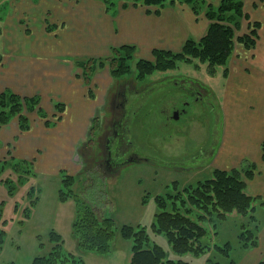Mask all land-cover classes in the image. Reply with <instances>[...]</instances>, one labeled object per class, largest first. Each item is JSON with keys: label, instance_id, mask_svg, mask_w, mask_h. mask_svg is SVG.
Segmentation results:
<instances>
[{"label": "rangeland", "instance_id": "374dc122", "mask_svg": "<svg viewBox=\"0 0 264 264\" xmlns=\"http://www.w3.org/2000/svg\"><path fill=\"white\" fill-rule=\"evenodd\" d=\"M177 1L187 4L184 0ZM6 9L5 0H0V32L3 31L5 23L3 17ZM201 13H204L203 9L198 14L202 15ZM237 29H240L239 26ZM237 29H235L236 36L248 31L247 29L240 33L236 32ZM1 51L0 48V53ZM223 68L224 66H217L215 73L210 74L207 72L206 64L198 59L189 62L178 61L174 69L153 71L143 79H137L139 82L134 80L131 73L117 80L109 76L108 72L100 73L99 78L103 80L97 105L100 107L98 117L100 131L91 140L79 144L77 150L73 152V157L83 156L81 157L83 169L79 174L72 173L75 181L71 189L78 194L81 200L96 207L102 215L113 218L117 229L122 224L142 226L147 235L145 242L147 244L144 246L159 245L166 255L164 260L182 261L186 264H231V259H235V264H238L245 258L249 262L247 264H255L264 254V247H256L259 242L258 233L264 228V205L258 202H255L253 211L238 213L232 210L223 220L213 221L214 218H207L200 221L206 233L198 241V245L203 246V249H199L197 253L175 252L165 233L158 232L156 227L152 228L155 214L161 210L154 196H163L173 192V182L177 183L176 189H181L185 185L210 177L212 170L221 165L225 169H231L230 162L244 149L246 137L243 134L250 124L252 92L250 88L245 90L236 87L234 90L232 83H229L227 92H225L226 82L222 75ZM160 82H166L167 86L169 84L175 86L173 92H170L171 99L164 104L167 113L157 112L156 99L151 98L149 103L143 98V101L152 107L149 112L151 114L144 116L142 113L143 118L140 122L138 121V125L133 127L132 122L131 126V138L137 143L140 142V138H144L147 146L157 155L146 154L143 150L142 153L139 148L135 149L132 144L123 141L122 162L115 169L109 170L102 163L107 158V137L112 130L111 123L121 118L124 110L118 104L123 96L117 93V87L123 83L122 86L126 85L136 91H142L145 86H155ZM182 84H189L194 90H201L204 95L209 94L211 97L205 99L208 100L207 108L203 109L200 102L186 98L180 91ZM153 92L155 89L148 92L147 97H154ZM140 95L141 93L137 96ZM184 100L189 101L186 107L181 104ZM40 103L41 97L38 107L42 112L33 111V116L35 113L38 117L46 116L49 118L47 122L49 127H53L54 120L50 118L52 115L49 117L46 106ZM73 103L74 106L72 105L67 113L75 111V99ZM146 103H144V109L147 106ZM182 107L185 111L181 110ZM174 110L178 112L176 119L172 118ZM55 113L58 115V112ZM79 113L84 116L81 110ZM168 114L172 116L165 120ZM127 115L124 117L126 122ZM162 118L164 120H161ZM163 121H168V126H162V123H165ZM73 124L74 121L69 122L68 125H62L60 134L56 135L55 139L59 142L65 141L67 136H71L68 128L75 129ZM133 151L140 153L141 156L134 154L131 155V159L128 158L127 153L133 154ZM49 152H51L50 155ZM49 152L45 155L46 157L44 153L39 152L37 165L36 161L34 163L32 161L31 168L28 171L25 170L26 172L19 170L17 166H7V164L3 166L6 160L18 158L10 153H0V166H2L0 171V228L5 231L4 242L0 248V263L31 264L35 255L45 254L52 247L53 242L48 236L51 230L60 234L64 251L81 256L84 261L85 258L89 259L87 254H93L92 252L79 253L78 250L75 252L71 223L76 213V202L71 196L66 200L58 197L59 188L67 189L60 182L62 174L71 172L65 168L50 172L53 166L58 167L59 163L62 164L64 156L60 151ZM86 153L89 154L90 160L85 159ZM67 158L69 159L68 156ZM39 159H43V163H38ZM96 169L100 174L96 173ZM8 185L11 186V190ZM169 202L166 209L172 210ZM26 208H29L28 216L25 215ZM197 215L198 211L194 209L190 216L196 219ZM243 229H252L256 232L257 242L253 247H241L239 234ZM117 232L111 251L105 255H99L104 256V259L101 258V262L96 260L94 264H128L131 256V242L122 238ZM262 242L264 244V241ZM225 243L231 245L229 256L216 250L215 247L218 245L225 248L223 246ZM258 250L260 251L256 259L250 263Z\"/></svg>", "mask_w": 264, "mask_h": 264}, {"label": "crops", "instance_id": "0c3cea01", "mask_svg": "<svg viewBox=\"0 0 264 264\" xmlns=\"http://www.w3.org/2000/svg\"><path fill=\"white\" fill-rule=\"evenodd\" d=\"M205 1L217 4L220 0ZM5 3V23L0 32V89H10L21 96L39 95L40 105L46 106L54 126L49 127V118L45 115L38 117L35 113L34 117L32 112L28 114L30 128L21 131L17 117H12L8 123L0 125V153L36 161L37 165L39 152L46 157L49 151H60L64 156L62 164L52 165L50 172L65 168L71 172L69 174L82 171L83 156L73 157V152L79 144L91 140L92 124L94 119L98 122L100 111L97 105L103 80L99 76L103 72L109 74L107 66L95 68L88 85L77 62L108 57L112 48L121 45L133 46L135 58L151 59L153 49L177 51L188 37L200 38L209 23L204 13L195 15L188 4L177 0L161 6L130 1L123 5V0L111 6L102 0H5ZM243 9L246 16L239 21L240 29L236 32L247 30L253 21H257L259 27L251 49L234 42L226 76H223L225 92L229 83L234 90L250 88L252 92L250 124L243 134L246 137L244 149L230 162V168L254 163L256 171L246 180L245 189L250 195L264 198V0H243ZM74 99L75 111L67 113L74 106ZM56 103L63 106L58 115ZM72 121L75 129L68 128L71 136L62 142L56 140L62 125ZM41 162L43 159H39L38 163ZM218 168L225 169L222 165ZM258 234L256 247H264V228ZM87 255L86 264L101 262L104 257L95 253ZM247 263L243 258L238 264Z\"/></svg>", "mask_w": 264, "mask_h": 264}, {"label": "trees", "instance_id": "16d2710c", "mask_svg": "<svg viewBox=\"0 0 264 264\" xmlns=\"http://www.w3.org/2000/svg\"><path fill=\"white\" fill-rule=\"evenodd\" d=\"M102 1L107 6H111L118 0ZM128 1L133 2V4L161 6L165 2H174L175 0H123V5ZM184 1L195 15L203 9L205 17L209 20L206 32L199 39L188 37L180 50L177 51L153 49L151 59L135 58L134 47L131 45L114 47L111 49V54L105 58L81 59L77 65L82 68L84 82L90 84L91 75L97 67L107 66L110 76L115 80L131 73L137 82V79H143L153 71L174 69L178 61L189 62L193 59L205 63L207 72L210 74L215 73L217 66H224L222 75L226 76V63L232 53L234 42H239L245 49L254 47L259 23L257 21L251 22L248 24L246 33L235 36V29H237L239 21L246 16L243 11V0H220L216 5L205 0ZM39 98L37 95L21 96L10 89L0 91V125L8 123L14 116L17 117L19 129L21 131L28 130L30 127L28 114L33 111L42 112L41 108L38 107ZM62 108V105L55 104L56 112H60ZM95 121L96 119L92 124L90 139L93 138L98 128V123ZM137 123L138 121L136 125H138ZM262 159L264 160V140L262 141ZM5 164L7 166L12 165V167L17 166L20 168L19 170L22 169L21 171L26 172L25 170L28 171L31 168L32 160L10 158L2 165ZM0 167L1 171L2 166ZM255 171L256 165L254 163H246L231 169L214 168L210 177L198 180L194 184L185 185L181 189H176L177 183L173 182V192L163 196H154L161 210L155 214V222L152 224V228L155 229L156 227L158 232L165 233L175 252L190 251L197 253L199 249H203V246L198 245V241L206 233V229L199 223L200 221L207 218H214L213 221L215 219L223 220L232 210H236L238 213L253 211L255 202L264 205V198L250 195L245 189L246 180L251 178ZM74 181L75 177L72 174H62L60 182L67 189L59 188L58 197L61 200H66L71 196L76 202V213L71 223V234L79 253L92 252L98 255L109 253L118 230L117 233L122 238L131 242V256L128 264H186L182 261L164 260L165 252L157 244L152 247L144 246L147 244L145 243L147 235L145 229L139 224L136 226L122 224L117 229L113 218L102 215L92 204H88L79 198L78 194L71 189ZM8 186L11 190V186ZM168 201L171 203L172 210L166 209ZM194 209L198 211L196 219L190 216ZM28 214L29 208H26L25 215L28 216ZM48 236L53 242L52 247L45 254L35 255L31 264H85L83 257L62 249L63 241L60 234L51 230ZM4 237L5 231L0 228V248L4 242ZM239 237L242 248L253 247L257 242L256 232L252 229H243ZM244 238L245 241L243 242ZM223 246L226 249L218 245L215 247L216 250L229 256L230 243H225ZM0 264L15 263L4 262ZM231 264H235V259H231ZM255 264H264V254Z\"/></svg>", "mask_w": 264, "mask_h": 264}, {"label": "flooded vegetation", "instance_id": "af4514ba", "mask_svg": "<svg viewBox=\"0 0 264 264\" xmlns=\"http://www.w3.org/2000/svg\"><path fill=\"white\" fill-rule=\"evenodd\" d=\"M166 79L170 80V78H166ZM165 83L160 82V83H157L155 86L154 85L145 86L142 91L141 90L136 91L135 89H132L130 86H126V85L122 86L123 83L117 87V89H118L117 93H119L120 95L123 96L122 101L121 102L118 101V104L124 110H123V114H121L122 117L113 120V122L111 123L112 130H111L110 135H108V137H107V142H108V145L106 148L107 158H105L104 162H102L106 168H108L109 170L110 169L113 170V169H115V167L120 165V163L122 162L121 157H123L124 151L122 149L123 147H121V146L123 144V141H126L128 144H132V147L135 149L139 148V150H141L142 153H143V151H145L146 154H150V155L156 154L157 155L156 152L154 153V151H152V149L149 146H147V144H146L147 141H145L144 138H140L139 143H137L134 139L131 138V132H132L131 126H132V122H133V127H134L136 125L137 121H139V122L141 121V119L143 118L142 113L144 116L147 114H151L149 112L151 111L152 107L148 106V103L143 101V98H144V100L147 99L148 100L147 102H149V103L151 101V98L156 99L155 102L157 104V110H158L157 112H160V114H166L167 113V108H164L165 107L164 104L166 101H169L171 99L170 92H173V89L175 88V86L170 85V84L167 86ZM151 87H153L152 89H155V92L152 93V94H155V96L149 98V97H147L146 94L148 92L152 91V89L149 90ZM180 91L186 98L188 97L189 99L200 102L201 107L203 109L207 108L208 100H205V99H206V97H209V98L211 97L209 94L204 95V93L201 90H194L191 86H189V84H186V85L182 84L180 87ZM140 93H141V95L137 96ZM108 102L110 103V101H108ZM128 103H129V106H127ZM144 103L147 104L145 109H144ZM181 104L184 107H186L189 104V101L184 100L183 102H181ZM110 106H112L111 103H110ZM184 109L185 108L182 107L181 110L185 111ZM124 111H125V113H124ZM175 111H177V110H174L173 114ZM128 112H129V115H127ZM125 115H127V122L124 119ZM171 116H172V114L171 115L168 114L167 115L168 118L166 117L165 120L169 119ZM172 118H173V116H172ZM100 119H101V117H100ZM98 120H99V118H98ZM161 120H164V119L162 118ZM163 122H165V121H163ZM167 122L162 123L163 124L162 126H168ZM158 124H159V126H161L160 122ZM98 126H99V123H98ZM97 129L98 130L96 133H98L100 131V126ZM152 129L154 131V128L151 127V130ZM133 142H135V144H133ZM132 153L133 154H131V152L127 153V157L131 159V155H134V154L136 156H139V157L141 156L140 153H138L136 151H133ZM88 157H89V154L86 153L85 159L90 160V158H88ZM119 159H121V160H119ZM146 159H148V158H146ZM97 165H99V163H97ZM96 173L100 174V172H98L97 169H96Z\"/></svg>", "mask_w": 264, "mask_h": 264}, {"label": "water", "instance_id": "95a60500", "mask_svg": "<svg viewBox=\"0 0 264 264\" xmlns=\"http://www.w3.org/2000/svg\"><path fill=\"white\" fill-rule=\"evenodd\" d=\"M173 117L174 118H177L178 117V112L177 111L174 112Z\"/></svg>", "mask_w": 264, "mask_h": 264}]
</instances>
